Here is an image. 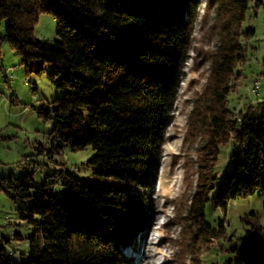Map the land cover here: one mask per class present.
Returning a JSON list of instances; mask_svg holds the SVG:
<instances>
[{"label":"trees","instance_id":"16d2710c","mask_svg":"<svg viewBox=\"0 0 264 264\" xmlns=\"http://www.w3.org/2000/svg\"><path fill=\"white\" fill-rule=\"evenodd\" d=\"M197 1L0 0V21L11 51L26 73L44 74L62 93L51 101V117L47 110L38 112L52 121L54 139L71 152L90 148L93 155L85 165L93 177L135 187L132 192L58 172L47 178L66 193L55 195L44 190L46 183L32 187L29 173L21 181L0 177L2 191L29 203L17 210L19 219L34 228L21 264H134L130 251L151 207L148 193L162 160L164 134L174 119ZM208 6L200 26L213 41L211 52L203 55L208 78L184 138L200 139L187 226L196 230L198 243L218 242L220 264H264L259 214L241 220L246 227L240 237L224 241L222 221L213 226L204 219L209 202L225 211L234 200L264 192V100L247 102L237 113L228 106L255 34L253 28L241 27L248 10L254 13L263 0H208ZM41 13L56 24L57 40L51 46L33 37ZM229 142L230 168L219 176V149ZM261 211L264 215V201ZM198 248L189 253L195 264ZM0 264H15L1 238Z\"/></svg>","mask_w":264,"mask_h":264},{"label":"rangeland","instance_id":"374dc122","mask_svg":"<svg viewBox=\"0 0 264 264\" xmlns=\"http://www.w3.org/2000/svg\"><path fill=\"white\" fill-rule=\"evenodd\" d=\"M208 8V0L197 1V20L173 107L174 119L164 134L162 160L155 184L148 193L151 207L136 246L130 251L134 264H195L189 253L195 252L196 247H199L196 253H200L196 264H220V259L215 255L218 242L198 243L199 236H196V230H189L186 218L197 182V155L194 150L200 146V139L190 135L186 140L184 138L190 131L189 114L208 78V64L203 55L208 50L211 52L213 41L200 27ZM254 13L248 10L241 27L243 30L253 28L255 34L247 44V61L236 82L237 85L240 83L238 90L228 98V106L235 108V113L244 110L247 102L253 104L256 100H264V0L263 7ZM212 16L210 12V18ZM37 20L33 37L42 44L53 45L57 40L54 19L49 14L41 13ZM0 62L4 69V73L0 74L1 178L21 181L29 173L32 187L46 183L43 187L45 191L61 195L66 193V189L60 184L50 185V178L47 177L50 173L68 172L78 180L120 186L122 190L135 192L132 185L93 177L85 165L93 155L90 148L71 152L54 139L51 134L52 121L43 120L38 112L47 110L51 117V101L60 98L62 93L49 84L44 74L37 76L26 73L20 59L13 54L5 40L4 21H0ZM31 64L35 66L36 63L31 61ZM43 67L47 69L46 65ZM254 84H258L259 90L251 94ZM231 151V142L219 149L215 168L219 176L229 171L227 158ZM263 201L264 192H257L253 196L232 201L225 211L214 208L209 202L204 209V219L213 226L222 221L225 233L222 241L232 235L238 238L246 227L241 220L252 218L249 216L252 212L260 215V223L264 227ZM28 207L29 203H21L0 189L1 246L15 264L26 261L28 238L34 234L33 225L18 217L17 210Z\"/></svg>","mask_w":264,"mask_h":264},{"label":"built area","instance_id":"2783aa9c","mask_svg":"<svg viewBox=\"0 0 264 264\" xmlns=\"http://www.w3.org/2000/svg\"><path fill=\"white\" fill-rule=\"evenodd\" d=\"M0 74H2V69H1V67H0ZM258 90H259V86H258V84H256V85L254 86V88L251 90V92H252L253 94H256V93L258 92Z\"/></svg>","mask_w":264,"mask_h":264},{"label":"crops","instance_id":"0c3cea01","mask_svg":"<svg viewBox=\"0 0 264 264\" xmlns=\"http://www.w3.org/2000/svg\"><path fill=\"white\" fill-rule=\"evenodd\" d=\"M0 67H1V69H2V73H4V69H3V67L1 66V62H0Z\"/></svg>","mask_w":264,"mask_h":264}]
</instances>
